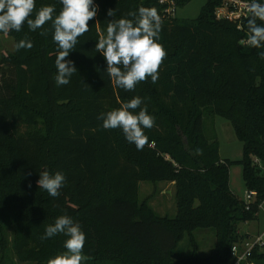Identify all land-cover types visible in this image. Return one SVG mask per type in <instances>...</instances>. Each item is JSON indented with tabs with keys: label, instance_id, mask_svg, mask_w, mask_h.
Returning <instances> with one entry per match:
<instances>
[{
	"label": "trees",
	"instance_id": "trees-1",
	"mask_svg": "<svg viewBox=\"0 0 264 264\" xmlns=\"http://www.w3.org/2000/svg\"><path fill=\"white\" fill-rule=\"evenodd\" d=\"M172 1L179 11L192 0ZM223 1L207 0L196 19L182 24L159 0H94L97 16L67 58L78 72L65 86L55 82L50 22L35 32L25 25L6 33L15 46L25 38L33 43L0 57V232L14 229L21 262L47 264L65 251L63 234L41 236L56 217L68 215L86 233V264H234L233 247L247 239L239 226L256 221L264 202V60L258 55L264 48L247 43L249 17L217 18ZM43 5H55L56 14L62 7L59 0H36L37 10ZM140 6L157 9L158 42L167 57L156 83L149 78L126 92L111 83L95 45L112 19L108 9L116 10L113 19H131L127 14ZM135 96L155 118L143 150L97 119ZM206 114L228 120L243 143L245 185L256 193L249 204L231 189L233 162L222 160L217 139L204 134ZM42 170L65 175L59 197L37 186ZM143 182L174 185V218L152 206L157 192L140 200ZM210 229L215 246L202 257L195 232ZM186 237L190 257L177 251ZM249 260L264 262V247Z\"/></svg>",
	"mask_w": 264,
	"mask_h": 264
},
{
	"label": "clouds",
	"instance_id": "clouds-1",
	"mask_svg": "<svg viewBox=\"0 0 264 264\" xmlns=\"http://www.w3.org/2000/svg\"><path fill=\"white\" fill-rule=\"evenodd\" d=\"M59 3L62 7L56 14L55 5H43L37 10L36 0H0V32H20L25 25L35 32L50 22L52 39L57 45L55 82L57 86H65L78 72L74 61L67 58L80 43L79 38L90 31L89 22L97 16L98 6L94 0H59ZM247 11V43L257 49L264 48V26L257 23L264 22V3L251 0ZM115 14V9L107 10V16L112 19L108 20L106 34L95 45V51L106 61L105 72L111 83L126 92L134 91L139 83L147 82L149 78L156 83L159 68L167 57L166 50L158 42L162 19L157 9L140 6L138 11L127 14L131 19H113ZM47 34V30L40 32L42 36ZM15 47L17 51L30 50L33 43L25 38ZM258 55L264 60V51ZM97 119L102 120L105 130H122L125 139L137 150H143L149 143L145 129L151 130L155 126V118L148 114L147 105L139 96L122 103L119 108L100 113ZM65 181L61 171L53 174L42 170L39 171L37 186L56 198L60 196ZM58 234L66 237L63 243L65 251L50 258L47 264H86L90 257L84 253L87 237L80 224L68 215H60L46 227L41 240Z\"/></svg>",
	"mask_w": 264,
	"mask_h": 264
},
{
	"label": "rangeland",
	"instance_id": "rangeland-1",
	"mask_svg": "<svg viewBox=\"0 0 264 264\" xmlns=\"http://www.w3.org/2000/svg\"><path fill=\"white\" fill-rule=\"evenodd\" d=\"M207 0H192L186 7L180 9L177 18L180 23L196 19ZM15 50V40L7 34L0 33V57L2 54H9ZM204 134L209 139H217L219 143L220 158L233 162L230 168V186L238 198L242 201H248V191L243 177V166L240 163L243 159V143L236 137L231 123L219 116L206 114L203 119ZM155 192L151 200L154 209L163 216L174 218L177 214L175 187L170 183L143 182L140 184V200H144ZM239 231L243 234L249 233L254 237H264V202L261 205L256 221L242 223ZM195 238L199 245V255L207 256L216 242L215 230H198L195 232ZM14 229L5 227L0 232V264H33L21 262L16 254L13 245ZM263 248V247H260ZM178 253L183 257H190L193 249L190 246L189 239L186 237L177 246ZM257 264H264L259 262Z\"/></svg>",
	"mask_w": 264,
	"mask_h": 264
},
{
	"label": "built area",
	"instance_id": "built-area-1",
	"mask_svg": "<svg viewBox=\"0 0 264 264\" xmlns=\"http://www.w3.org/2000/svg\"><path fill=\"white\" fill-rule=\"evenodd\" d=\"M159 3L162 6H166L164 12L168 17H176L178 10L174 1L159 0ZM250 3V1L245 0H224L223 4L217 9L216 16L218 19L242 21L249 17L247 8ZM152 146H154V144ZM247 196V203L249 204L255 199L256 193L248 192ZM247 207L249 208V206ZM256 247H264V237H256L251 240L246 239L242 243L236 244L232 250L234 264H255L249 260V257Z\"/></svg>",
	"mask_w": 264,
	"mask_h": 264
},
{
	"label": "crops",
	"instance_id": "crops-1",
	"mask_svg": "<svg viewBox=\"0 0 264 264\" xmlns=\"http://www.w3.org/2000/svg\"><path fill=\"white\" fill-rule=\"evenodd\" d=\"M232 189V188H231ZM241 233V232H240ZM242 235H245L246 236V238L247 239H254V238H256V237H254L253 235H251V234H249V233H245V234H243V233H241Z\"/></svg>",
	"mask_w": 264,
	"mask_h": 264
}]
</instances>
